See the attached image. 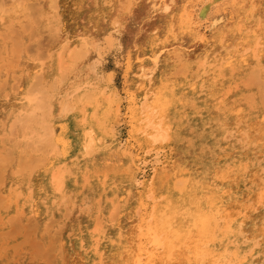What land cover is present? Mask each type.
<instances>
[{
	"label": "rangeland",
	"instance_id": "1",
	"mask_svg": "<svg viewBox=\"0 0 264 264\" xmlns=\"http://www.w3.org/2000/svg\"><path fill=\"white\" fill-rule=\"evenodd\" d=\"M38 1H41V3L36 5L37 9L34 8L36 6H32L29 7L31 10L29 9L25 13H21L20 11L19 13H17L16 11H14V9H10L9 11H7V13L4 8L2 9L4 11L0 10V56H2L0 58V64L5 62L1 64L2 66L0 65V153L4 155L7 152V149L12 150L6 153L7 155L11 154V156H9L8 158L11 157L12 159L9 160L12 161L9 162L8 158L6 161V158L4 157V163L0 162V170L2 172V174L0 172V177L3 175V177L0 178V182H3L2 184L0 183V193L6 196V199L0 200V231L3 233L0 234V264H23L25 262V258L30 259L32 257L33 258L29 260V263L31 264H35L36 261L40 263L47 262V264H63V250L65 248L64 246H66V249L72 254V256L67 255L68 264H81L82 259L86 264H105L107 257L105 246H110L111 242L114 240H116L117 244L120 245L117 236L124 235L117 234L118 230L116 229V225L118 220L120 219V211L123 205L130 199V194L128 193L127 188L130 185L129 180L133 175V171L126 169V165L123 168H118L115 170H109L105 167H101L98 165V159L101 157L99 155H95L94 157H92L94 164L96 163L95 165L92 162L90 166L85 167L83 170H75V172L72 170L69 171V173L67 174L69 187L64 198L66 196L68 197L65 198L64 202L54 205L51 202L49 203V200L47 201V198L51 196L52 193L50 191V187L45 182L46 177L50 175L53 167H49L46 164L30 174V183L26 187V192L23 196L15 197L17 198V200H14L15 198L13 197H10L8 199L7 196L11 195V188L13 186H16L18 188L22 187L24 174L21 172L18 173V171L16 172L17 166L19 167L18 160H22L25 158L26 160L24 161L30 160L29 156H32L31 153L33 154L31 150L25 148V140H27L28 138L24 135V132L22 134L23 129L20 126H17L14 132H10V129L8 127L9 123L18 111L29 108L34 104V95L36 96L41 92L42 89L40 88H50V85L54 80L53 77L55 76V74H57L56 69L58 66L59 51L64 46H67L64 48V54L66 55L69 49L81 43V40L79 38H82L83 36H87L88 40H93L98 44H102L104 34L107 31L105 30V27L108 26L107 23L111 18L110 16L117 13H120L126 22V28L120 37V44L114 45L111 48H102L101 50H103V52L101 51L100 53L96 48H93L89 51L87 57L82 61L81 65L86 66L91 61H98L100 63V66L98 68V71L100 72L98 79L101 78L99 79V81H103L100 82L102 86L106 85V81L102 76H105L107 78L111 73L113 83H107L109 85L107 89L108 95H111L113 92V84H115L121 92H124L126 89H128L129 82L127 81L128 77H126L128 75L126 71L128 66L127 61L129 60L128 50L129 48H134L136 51L138 50V47L136 48L134 46L140 42V39L143 36V34H139V23L144 22V25L149 29V31L154 28V20H151L153 22L147 20V18L153 14L152 11L154 10V8L151 7L152 0H83L82 3H80L78 0H54L55 6L53 5V3H50L47 0H30L29 2L34 5ZM186 1L187 0H178L179 7L183 8ZM203 1L204 0H196V9H192V6L189 7L192 10V13H194V19H196L197 11L199 10V7L201 6ZM235 1H238V3L234 2L233 4L231 3L232 0H222L218 2L216 6H214V9L211 12L209 18L202 19V25H204L203 27L201 25L199 29V34L202 35L201 39L195 41L193 43L194 45H192L190 49H188L187 51L179 49L172 51L173 49L167 47V50L162 55V61L164 65L163 68L168 71L169 75H171V80L174 81V79H176L175 82L178 83V103L168 114V121L171 125L173 124V142L157 143L154 145H150V142L146 143L143 151H141V156H146L143 160H148V165H145L143 167L142 170H146V172L143 176L141 175V179L144 180V176L152 172L158 174V180L156 181H158L161 187H165L170 180L169 167L172 166L169 164L164 165L166 160H169V162L173 160L171 164L179 162L182 165L184 174L188 176H197L204 170H207L208 167L217 170L229 167L232 173V176L229 177V181L231 182V184H234L233 182H235V175L237 174V172L239 174V170L241 169L242 177L244 179L242 187L238 191V196H240L241 199H244L245 201L243 204H245L247 208L249 207L247 213L249 214V216L245 217L247 222L245 221L246 224L243 223L244 235L242 236V238H253L257 237L258 234H264V198H261V194H259V191H257L259 190V181L264 184V149H262L260 145H252L248 143L247 127L248 125L250 126L254 139H257L264 143V123L258 124L260 123V118L264 117V49L260 50L263 46L261 47L260 44H257V46L254 47V50H250L244 53L242 52L243 47L239 45L238 42L236 43V39L241 34H244L243 32H245L244 35L248 34L249 37L253 36L255 37L254 40H258L259 38L260 42L264 40V2L262 0H253L254 2H252V0ZM260 3L261 7L258 9L260 12H258L253 18L257 21H254L253 19L249 20L247 17L245 18V13L247 10L245 9V4L248 7H253L254 5V7H256L260 5ZM50 5H53L54 7H51ZM10 6L11 4H7L5 7L9 8ZM38 7L42 9L40 10L38 9ZM170 14L171 13L165 15L166 18H170L171 20H173L172 17L175 18L176 15H178V13L173 15ZM24 15L26 18L21 21ZM158 15L159 13H156L153 17L155 18ZM165 15H163V17H165ZM237 15L239 17H237ZM212 18H217L221 21H219V23L216 24L214 28H209L211 22L210 20H212ZM37 19H39V22L34 24ZM98 19L102 20L100 25H98L96 22H93V20L97 21ZM245 21L247 24L245 23ZM21 23H24L25 27L24 24L21 25ZM258 23H260V26H258ZM31 26L32 28H34L33 30H35L34 33H37V36L34 35L32 29L30 30ZM20 27H22V30H24L23 28H25V31H23L22 34L19 30ZM252 28H255L256 31ZM11 29L13 30L10 31ZM252 30H254L253 32L255 33H253ZM219 31L222 33H220ZM11 32H13V34ZM261 32L263 33L260 34ZM32 33L36 37L32 36ZM10 34L14 36H11L13 40H19L13 41L12 39H9ZM7 35L8 37H6ZM218 35L221 39L225 40L224 43H228V48L223 49L222 47H219L214 43L213 39ZM203 36L205 37V39ZM211 40L213 41V44ZM17 42L19 43L17 44ZM20 43L21 45L19 47L18 45ZM38 43H40V45ZM207 43L209 45L207 46L208 57H211L213 60L212 69L216 68V70L214 71L215 73L211 74H208L205 67L201 64L205 58L204 50ZM12 45L14 46V48L16 47L15 52L11 50L13 48ZM17 49H19L20 51L18 52ZM225 49H229V51H232L229 55L233 57H231L229 61H227L231 63L229 66L222 67V65L220 66V56L225 51ZM2 51H4L5 53H3ZM239 52H241L242 54ZM240 56L242 58H246L247 61H245L244 63L241 62ZM142 65L143 64H138V66L141 68L138 67L139 70L137 69V72H142ZM182 67L184 68L182 69ZM221 67L223 69H220ZM229 70L231 72H229ZM38 72H40L41 75ZM255 72L256 74H260V79L262 80L256 84L250 80L251 74H255ZM35 73L38 74L35 76ZM76 74L77 73H74L73 70H71L62 82H57L55 88L51 90V92L55 94L52 99L54 102H56L58 99H67L72 101L75 98L77 94V85L81 84L80 86H83V80L77 79L75 76ZM12 76H14L15 78H13ZM33 78L36 80L41 79L40 84L37 82L39 86L42 85L41 87H39V89L37 87V84H33ZM133 78V80L135 81L140 79L141 77L134 75ZM5 79L6 82H4ZM16 80L19 81L16 82ZM13 82H16V84H14ZM12 83L15 85H13V88ZM31 83L36 86H34V88H37L34 89L36 90L35 92L33 89L29 90L31 92L27 91L29 87L33 88ZM192 84H197L199 87L196 93L190 91ZM71 92L73 93L70 94ZM260 93H263V95H260ZM257 94H259V96H257ZM31 95L33 96L34 100L32 99ZM28 96L31 97L28 98ZM119 97L120 100L115 99V102L113 104V112L116 108V103H118L119 101L123 102L122 108L127 104L125 102L126 98H124V93H122V95H120ZM86 109L87 111H85L84 114H89V112L92 110V108L88 107H86ZM236 109H240L242 115L240 117H238L237 113H234L235 115H231L228 120L229 126L227 127L226 134H224L223 136H219V132H217L219 124L216 120H214L213 118L204 120L208 113H212L216 116H224V114H226L227 112H232L233 110H235V112H238V110ZM84 114L77 115L74 112H71L70 114H68L67 118L71 120L72 126L75 127L78 125ZM178 115L180 116L178 117ZM187 121L189 122L187 123ZM111 123V126H114L112 128V133L114 132L115 136L120 137L124 140L127 137L128 128L123 116L115 113ZM54 127L56 129V133L59 134V131H61L60 124H57L55 122ZM208 127L210 128L208 129ZM231 129H234L235 131L232 132ZM199 131H201L202 133ZM2 132H4L5 135L1 137V135L3 134ZM255 132L257 134H255ZM10 133H13L14 135L12 136L10 135ZM11 136L12 138L10 139ZM1 148H3L4 150H1ZM223 148H226L227 150H222ZM29 151H31V153ZM19 153H23L21 155L22 158L19 156ZM228 155L229 157H225ZM0 159L3 160V157H1ZM158 160L160 163L156 164L155 161ZM235 161L242 162V164L236 165L234 164ZM156 169L157 171H155ZM125 170H127V172H125ZM139 174L141 173H138L137 175ZM221 174L222 172L219 170V175ZM248 177L255 178V181L247 180ZM92 181L95 182L93 183ZM37 184L40 185V189H43L40 193L38 192V188L36 187ZM140 187L142 188L141 185ZM153 193L155 192L153 191ZM88 199H91V201ZM33 203L35 205H38L39 207L43 206L44 212L42 215H40V217H37L35 215L33 210ZM136 203L137 202L135 201V204ZM4 205H7V207L3 208L2 206ZM115 205H118L116 206L117 208L114 207ZM227 207V210L233 216H236L239 210L242 209L241 205L234 200L229 201ZM66 209L68 213L65 212ZM114 209H116L114 211L115 215H113L114 217L110 219L112 215H110L109 213ZM28 215H30L29 219ZM2 222L5 225H3ZM34 223H36V225H34ZM30 227H32V229H30ZM34 228H36V230ZM6 230L9 231L5 233ZM19 230L20 232L18 233ZM119 230L120 233H124L123 228H120ZM9 232H12L11 235H14V239L13 236H10ZM7 233L9 234V237ZM25 236L26 239L30 237L29 239L31 242H33L31 239L34 240V246L31 242H28V239V241H25V238H23ZM159 237V240H155L156 238H158L156 236L152 238V240L149 242L151 247L153 246V248L155 247L156 249L161 248L159 246L161 236L159 235ZM259 239L260 240H258L257 242L262 241L263 238ZM17 241L23 242H21L20 244ZM40 241L42 246L41 244H39ZM15 242H17V247L16 244H13ZM11 244L12 246H14H9ZM3 245L8 246L4 248ZM52 246L53 250L51 249L50 251L49 249ZM14 249L16 252L14 251ZM36 249L38 250V252H36ZM255 254L251 259L253 260V264L257 263L258 260L264 257V245L262 247L259 246ZM159 256L160 259H157L158 262L156 261V264L163 263V258H161V255ZM183 257L185 258V254L176 252V254L174 255V264H178L179 262V264H182V262L184 261Z\"/></svg>",
	"mask_w": 264,
	"mask_h": 264
},
{
	"label": "bare ground",
	"instance_id": "2",
	"mask_svg": "<svg viewBox=\"0 0 264 264\" xmlns=\"http://www.w3.org/2000/svg\"><path fill=\"white\" fill-rule=\"evenodd\" d=\"M29 1L30 0H0V10L4 8L7 13V11H9L10 9L11 10L14 9V11H16L17 13H19V11L21 13H25L30 9L29 7L36 6L41 3V1H38L36 4L33 5ZM47 1L50 3H53L54 5V0H47ZM78 1L82 3L83 0H78ZM220 1L222 0H204L201 6L199 7V10L197 11L196 19H194V13H192V10L189 7L192 6L191 7L192 9H196L195 7L196 0H187L184 3L183 8L179 7L178 0H152L151 7L154 8V10L152 11L153 14L150 15L147 18V20L148 21L154 20V28L149 31V29L144 25V22L139 23V26H138L139 34H143V36L140 39V42L134 46L136 48L138 47L137 51L134 48H129L128 50L129 60L127 61L128 66L126 69L128 75L126 77H128L127 81L129 82V88L126 89L124 92H121L118 89V87L115 84H113L112 94L111 95L107 94V89L109 86L107 83H113V79H112L111 73L110 75H108L107 78L105 76H102L106 81L105 82L106 85L105 86L101 85L100 82H103V81L102 80L99 81V79L101 78L98 79L99 73H100L98 71V68L100 66V63L98 61H95V60L91 61L86 66L81 65L82 61L85 60V58L87 57V54L89 53V51L92 50L93 48H96L97 51L100 53L101 51L103 52V50H101L102 48L103 49L107 47L111 48L114 45L120 44L121 34L126 28V22L120 13L110 16L111 18L107 23L108 26L105 27V30L107 31L104 34L102 44H98L97 42L93 40H88L87 36L86 37L83 36L82 38H79L81 40V43L69 49L66 55L64 54V48L67 46H64L58 53L59 58H58V66L56 69L57 74H55V76L53 75L54 80H53V83L50 85V88L49 87L48 89H43V87L40 88L42 89L41 92L36 96L34 95L35 100L33 99V96L31 95L32 99L35 101L34 104L30 106L29 108L18 111L14 115V118L9 123L8 128L10 129V132L11 131L14 132L17 126H20L23 129L22 134L24 132V135L28 138L27 140H25L26 141L25 148L28 150H31L33 154L31 153V151H29L32 155V156H29L30 160L24 161L26 160V158L22 160H18L19 167L17 166V169L18 168L19 169L18 170L16 169V172L18 171V173L21 172L24 174L23 180H22V187L18 188L16 186H13L11 188V195L7 196V198L9 199L10 197L15 198V197L23 196L26 192V187L30 183V178H29L30 174L34 172L36 169L40 168L41 166H44L47 164L49 167H53L50 175L47 176L45 180L46 184L50 187L51 189L50 191L52 193L51 196L49 197L46 195L48 197L47 201L49 200V203L51 202L54 205L60 204L64 202L65 198L68 197L66 196L64 198L65 194H67V189L69 187L68 177H67V174L69 173V171L72 170L75 172V170L76 171L83 170L85 167L90 166L92 164L93 162L92 157H94L95 155H99L101 158L98 159V165L101 167H105L106 169H109V170H115L118 168H123L126 165V169L133 171V175L131 179L129 180L130 185L127 188L128 193L130 194L129 195L130 199L127 202H125V204L123 205L120 211L121 212L120 219L118 220L117 225H116V229L118 230L117 234H124V235L117 236L120 242V245H118L117 241L114 240L111 242L110 246L108 245L105 246L106 255H107L105 264H156L157 259L158 258L160 259L159 255H161V258H163L162 264H174V261H175L174 255L176 254V252L180 254L181 253L185 254V258L183 257L184 261L182 262V264H253L252 263L253 260H251L252 256H254V254L257 252V249L259 246L262 247L264 245V234H258L257 237H253V238H242V236L244 235L243 223L246 224L245 217L249 216V214H247L249 207L247 208V206L243 204L245 200L241 199V197L238 196V191L242 187L243 179H244L242 177L241 169L239 170V174L237 172V174L235 175V182H233L234 184H231V182L229 181V177L232 176V173L229 167L218 169V170L208 167L207 170H204V171L202 170L203 172H201V174L197 176H192V175L188 176L184 174L182 165L179 162H175L171 164L173 160L170 162L169 160H166L164 165L169 164L172 166L169 167L170 169L169 179L170 180L166 184L165 187H161L158 181H156L158 180V174L151 172L150 174H147L146 176H144V180L141 179V175L143 176L146 172V170H142V169L145 165H148V160H143L146 156L145 155L141 156V151H143L146 143L150 142V145H154L157 143H164V142L172 143L173 142V135H172V131H173L172 125L173 124L171 125L170 122L168 121L169 120L168 114L171 112L173 107L177 105L178 103V94H177L178 83L175 82L176 79H174V81L171 80V75H169L168 71H166L163 68L164 65L162 61V58H163L162 55L167 50V47L168 48L170 47L171 49H173L172 51L176 49L187 51L188 49L192 47V45H194L193 43L195 41L201 39L202 35L199 34V29L203 23L202 19L209 18V16L211 15V12L214 9V6H216V4ZM262 1L264 2V0ZM234 2L236 1L232 0L231 3L234 4ZM252 2L254 1L252 0ZM236 3H238V1ZM7 4H11V6L9 8H6L5 6ZM53 5H50V6L52 7ZM254 6L248 7L245 4V9H247L246 13L243 12L245 13V18L247 17L249 20H252L255 17V15L258 12H260L258 9L261 7V3L260 5L256 7ZM40 7H38V9H40ZM34 8L37 9V6ZM255 9L257 12L255 11ZM156 13H159V15L154 18L153 16ZM169 13H171L172 15L178 13V15H176L175 18L172 17L173 20H171L170 18H166V15H165ZM163 15H165V17H163ZM237 17L239 16L237 15ZM25 18L26 17L24 15L21 21H23ZM39 19H37V21L35 20L36 22L34 24L38 23ZM210 21L211 22H210L209 28H214L216 24H218L219 21L221 20H218L217 18L215 19L212 18V20ZM93 22H96L98 25H100L102 20L101 19H98L97 21L93 20ZM23 24L24 23H21V25ZM259 24L260 23H258V26H260ZM196 25H197V28H196ZM24 27H25V24H24ZM23 29L24 30H22V27L19 28V30L21 31L20 32L21 34L23 33V31H25V28ZM31 29L33 30L34 28H32L31 26L30 30ZM252 29L255 30V28H252ZM12 30L13 29H11L10 31ZM254 30H252V32ZM34 31L35 30H33L32 32L34 33ZM263 32H261L260 34H262ZM11 33L13 34V32ZM33 33L31 34L32 36L37 34L35 32L33 35ZM243 33L245 34V32ZM244 34H241L238 38L236 37L237 38L236 43L238 42V44L243 47L242 52L245 53L250 50H254V47L257 46V44L258 45L260 44L261 47L263 46L260 50L264 49V40L260 42L259 40L260 38L258 40H254L255 37L251 35H250L251 37H249L248 34L247 35H244ZM11 36L13 35L10 34L9 39H12ZM6 37H8V35ZM18 40L19 39L17 40L14 39L13 41H18ZM213 41L217 46L222 47L223 49L228 48L227 47L228 43L227 42L224 43L225 40L221 39L219 35L215 37ZM213 41H212V44H213ZM19 42H17V44ZM38 44L40 45V43ZM20 45L21 43L18 46L20 47ZM207 46H209L208 43L205 45V50H204L205 58L201 64L207 70L206 72H208V74H211V73H215L214 71L216 70V68L212 69L213 60L211 57H208ZM15 48L13 46L11 50L15 52L16 51ZM17 50L18 52L20 51L19 49ZM2 52L5 53L4 51ZM230 52L232 51H229V49H225V51L221 54L220 66L222 65V67L224 66L226 67L231 64L230 62H227L229 61L231 57H233L229 55ZM1 57L2 56H0V58ZM245 61H247V59L241 57V62L244 63ZM138 64H143L141 73L136 71L139 67ZM222 67L220 69H223ZM183 68L184 67H182V69ZM71 70H73L74 73H77L75 75L77 79L83 80V86H80L81 84L77 85V88H76L77 94L72 101L67 100V99H58L56 102H54L52 99L55 96V94L52 93L51 90L55 88L58 81L62 82L67 77V75L70 73ZM229 72L231 71L229 70ZM38 73L40 74V72ZM37 74L35 73L34 75L36 76ZM134 75H137L138 77H141V78L140 79L137 78L138 80L134 81L133 80ZM12 77L15 78L14 76ZM40 80L34 79L33 84L34 83L37 84V82L40 84L41 82ZM250 80L254 82L255 84L262 81L260 79V74L259 73L256 74V72L255 74H251ZM18 81L19 80H16V82ZM4 82H6V79ZM16 82L15 83L13 82V83L16 84ZM13 83H12V88L14 85ZM33 84H32L33 88L29 87V89L27 90L28 92H31L29 91L31 89L33 90L37 89V88H34L35 85ZM39 84H37L38 89L39 87L42 86V85L39 86ZM198 88L199 87L197 84H192L190 91L193 93H196ZM35 91L36 90H34V92ZM72 93L73 92H71L70 94ZM122 93L125 94L124 98H126L125 102L127 104L124 105V107L122 108L123 102L119 101L118 103H116V108L114 109V112H113V104L115 102V99L118 100L120 98L119 96L122 95ZM260 95H263V93H260ZM31 96H28V98ZM257 96H259V94H257ZM86 107L92 108L89 114H84L85 111H87ZM236 110H238V112H235V110H233L232 112H227L226 114H224V116L223 115L216 116L212 113H208L204 120L209 119V118L211 119L213 118L214 120H216L219 124V127L216 126L218 127L217 132H219V136H223L224 134H226L227 127L229 126L228 120L231 117V115H235L234 113H237L238 117L242 115L240 109H236ZM71 112H74L77 115L84 114L81 120L79 121L78 125L75 127L72 126L71 120L67 118L68 114H70ZM115 113H117L118 115H122L125 120V123L127 124L126 125L128 128L127 137L124 140L121 139L120 137L115 136L114 132L112 133V130H113L112 128L114 126L113 125L111 126L112 124L111 122H112V119ZM179 116L180 115H178V117ZM55 122L57 124H60V127H61V131L58 130L60 132L59 134L56 133V129L54 127ZM188 122L189 121H187V123ZM259 122L260 123L258 124L264 123V117L260 118ZM209 128L210 127H208V129ZM231 131L234 132L235 130L231 129ZM256 132L255 134H257ZM2 133L3 134L1 135V137L5 135L4 132ZM10 135L13 136L14 134L10 133ZM12 136L10 137V139L12 138ZM247 141L248 143L252 145H260L261 148L264 149V143L257 139H254L252 135V130L250 129L249 125L247 127ZM2 149L3 148H1V150ZM222 150L226 151L227 149L223 148ZM8 151H12V150L7 149V152ZM6 153L4 155L0 153L1 154L0 156L3 157V160L0 159L1 163H4V157L6 158V161H7V158L11 156V154L7 155ZM22 154L19 153V156L21 157ZM225 157H229V155ZM9 159H12L11 157L8 158V161L9 162L12 161ZM168 159H169V156H168ZM155 162L156 164L160 163L159 160ZM234 164L241 165L242 162L235 161ZM219 170L222 172L221 175H219ZM155 171H157V169ZM125 172H127V170H125ZM138 173H141V174L137 175ZM1 177H3V175ZM247 180L255 181V178L248 177ZM140 185L142 186V188L140 187ZM258 185H259V190L257 191H259V194H261L260 197L262 196L261 198H264V184L259 181ZM36 187L38 188L39 193L41 192V190H43V189H40V185L38 184L36 185ZM153 191L155 193H153ZM4 199H6V196L0 193V200H4ZM14 200H17V198H15ZM88 200L91 201V199H88ZM231 200L238 202L242 208L241 210H239L236 216H233L227 210L228 202ZM135 201L137 202L136 204H135ZM116 206L118 205H115L114 207ZM2 207L5 208L7 207V205L6 206L4 205ZM33 210L37 217H40V215H42L44 212L43 206L39 207L38 205H35V204L33 205ZM115 210L116 209L110 211L109 214L112 215L110 219L114 217L113 215H115V212H114ZM65 212H67V209L65 210ZM16 214H17V211H16ZM30 215H28L29 216L28 219L30 218ZM4 223L3 225H5ZM34 225H36V223H34ZM120 228L124 229V233H120V230H119ZM30 229H32V227H30ZM34 229L36 230V228ZM8 231L9 230H6L5 233ZM19 232L20 230L18 231V233ZM1 233L2 232L0 231V234ZM9 234L11 237L13 236V239L15 238L14 235H11L12 232L11 233L9 232ZM9 234H8V237H9ZM157 234L161 236V240L159 244V246L161 247L160 249H156L155 247L153 248V246L151 247L149 244V242L155 236L158 237L155 240L157 239L159 240L160 237ZM23 238H25V241L28 239L29 241L28 240L27 241L31 242L29 239L30 237L26 239V236H25ZM259 238H263V239L262 241L257 242L258 240H260ZM31 240L33 241L31 243L34 246L35 244L34 240L33 239ZM17 242L13 243L14 245L16 244V247H17ZM21 242L19 243L21 244ZM39 244H41V241ZM7 246L3 245L4 248ZM9 246H12V244ZM64 247L65 248L63 250V255H64L63 264H68L67 255L72 256V254L66 249V246ZM52 248L53 246L49 250L51 251ZM37 249H36V252H38L39 250ZM30 259L25 258V262L23 264H31L29 263ZM81 261H82L81 264H86L83 259ZM35 264H47V262L40 263L36 261ZM255 264H264V257L258 260V262Z\"/></svg>",
	"mask_w": 264,
	"mask_h": 264
}]
</instances>
